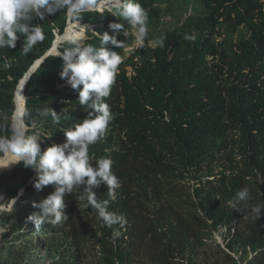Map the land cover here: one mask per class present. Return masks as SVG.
<instances>
[{"label": "trees", "instance_id": "1", "mask_svg": "<svg viewBox=\"0 0 264 264\" xmlns=\"http://www.w3.org/2000/svg\"><path fill=\"white\" fill-rule=\"evenodd\" d=\"M166 1L173 0H139L148 24L161 17ZM192 8L194 14L155 45L146 38L143 48L124 57L132 36L122 32L117 39L124 41L123 48L106 45L122 60L105 98L115 118L104 138L89 146V155L93 165L98 158L112 160L121 183L115 199L103 183L93 191L98 201L109 200L108 211L125 218L124 226H102L76 190L65 195L68 220L46 222L37 231L26 218L39 212L33 202L54 187L37 190L35 170L10 163L0 167L6 169L0 194L8 203L17 199L0 216L6 227L0 264H264V215L256 219L251 212L264 203V0H195ZM67 20L63 10L34 18L45 39L27 56L22 34L16 48L0 49V117L12 120L16 108L14 121L23 124L19 80L52 46L55 30L63 33ZM80 21L57 35L55 45L64 41L61 52L71 47L69 37L84 40V24L93 30H86L83 43L95 47L103 32L113 34L110 23L128 27L107 11L85 13ZM62 64L60 56L48 55L24 90V123L29 134L46 136L41 151L63 143L62 129L87 116L78 92L60 77ZM48 106L61 115L60 125L38 115ZM0 156V164L10 159ZM244 187L250 198L237 202L236 193ZM220 226L227 228L224 245L213 237ZM114 231L120 236L113 241Z\"/></svg>", "mask_w": 264, "mask_h": 264}, {"label": "clouds", "instance_id": "2", "mask_svg": "<svg viewBox=\"0 0 264 264\" xmlns=\"http://www.w3.org/2000/svg\"><path fill=\"white\" fill-rule=\"evenodd\" d=\"M61 10L71 20L70 23L77 25L82 23L80 19L85 13L107 11L115 17L125 19L128 27L118 22L110 23L109 28L113 30V34L103 32L100 47L83 43L87 37L86 30L90 28L84 29L83 41L77 36L65 40L71 47L64 48L62 52L59 46L64 41L60 40L57 52L54 53L63 61L60 77L78 92V103L87 112V116L72 128L62 129L65 134L63 143H53L44 151H41V141L46 136L42 137L39 132L29 134V129L24 124L10 120L7 116L0 117V154L10 157L0 167L23 162L24 167L35 170L37 176L34 187L37 190L49 185L54 187V191L44 199L33 202V207L39 209V212L26 218L37 231L46 222L57 225L68 220L65 195L73 194L76 190L81 191V200L86 197L87 206L95 210L102 226L123 227L125 218L108 211L109 200L98 201L93 191L103 183L107 186L108 196L115 199L116 190L121 183L112 171V160L107 157L98 158L93 165L89 146L104 138L110 122L115 118L105 98L111 93L122 60L116 51L106 45L123 48L124 41L117 39V35L122 32L126 38L133 36L137 47L143 48L148 35V13L139 0H0V49L16 48L19 35L22 34L24 43L21 50L27 56L37 43L45 39L41 24H33V19L44 20L46 16ZM91 27L93 30V26ZM65 32L67 24L63 33L55 30V38L58 34L63 36ZM185 38L195 39L193 36ZM38 115L42 118L50 117L54 125L61 124V115L49 106L40 109ZM63 118L67 120L69 116L65 114ZM249 198L250 190L247 187L236 193L237 202ZM232 207L236 208V203ZM262 209L264 203L256 204L251 209L256 219L264 215ZM119 236L120 232L114 231L113 241Z\"/></svg>", "mask_w": 264, "mask_h": 264}, {"label": "rangeland", "instance_id": "3", "mask_svg": "<svg viewBox=\"0 0 264 264\" xmlns=\"http://www.w3.org/2000/svg\"><path fill=\"white\" fill-rule=\"evenodd\" d=\"M194 1L191 0H181L180 2L173 0L171 2H165L162 4V13L161 17L159 19H156L153 24H148V35L147 39L150 41L149 43L151 45H155L157 42H159L160 38L163 36V34L167 30L171 29H177L178 25H181L186 19H188V16L190 14H194V9L192 8L194 5ZM199 3V1H197ZM193 4V5H192ZM189 5V6H188ZM186 8V10H185ZM180 19V21H179ZM69 19L67 21V26L69 25ZM87 28L92 29L91 25H88ZM223 38L218 37V39L221 41ZM137 47V42L135 38L132 36V40L130 42L129 47L125 50L124 57L130 54V51L134 48ZM129 73H131V67L128 66ZM2 159V156H0V161ZM15 202V201H14ZM14 202L8 203L5 198L0 199V216L1 213L5 210H8L12 207ZM1 218V217H0ZM1 225V223H0ZM3 228L2 230L5 231L6 227L1 225ZM2 231V232H3ZM26 232V230H25ZM227 233V228L225 226H220L217 230L213 232V237L214 239L219 242L220 244L224 245V236ZM27 237V236H26ZM25 236L23 237L26 238ZM44 253V252H43ZM251 255V252L249 251L248 253L245 254V256ZM45 257L41 258L39 260V263L44 262Z\"/></svg>", "mask_w": 264, "mask_h": 264}, {"label": "water", "instance_id": "4", "mask_svg": "<svg viewBox=\"0 0 264 264\" xmlns=\"http://www.w3.org/2000/svg\"><path fill=\"white\" fill-rule=\"evenodd\" d=\"M71 20L69 19V22H70ZM66 33V32H65ZM64 33V34H65ZM63 34V35H64ZM56 39L57 38H55V40L53 41V44H52V46L47 50V52L44 54V56L42 57V58H40V59H38L37 61H35L34 62V64L28 69V71L25 73V75L19 80V83H18V85H17V88H18V86L20 85V84H23L22 85V87H23V90H22V93H23V96H24V99H25V101H24V107H23V110H22V112H21V117H22V122H23V124L25 125V123H24V119H23V117H24V112H25V108H26V102H27V99H26V96H25V93H24V90H25V87H26V84H27V82L29 81V79H30V77H31V74L36 70V68L38 67V65H40V63L48 56V55H50V54H54V53H56L57 51V43H56V45H55V41H56ZM17 88H16V91H15V96H14V101H15V103H16V93H17ZM15 112H16V108H15V111H14V114H13V116H12V120H14V116H15ZM15 164V163H14ZM13 164V165H14ZM12 165V166H13ZM11 167V166H10ZM8 169V168H7ZM4 170H6V169H1L0 170V174L4 171ZM22 193V191H20L19 192V195ZM2 198H5V195L4 194H0V199H2ZM17 198H14L11 202H14L15 200H16ZM3 228L1 227V225H0V241H1V233H2V230Z\"/></svg>", "mask_w": 264, "mask_h": 264}]
</instances>
